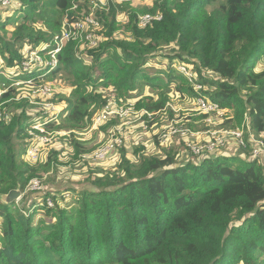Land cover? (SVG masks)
<instances>
[{
	"label": "trees",
	"instance_id": "1",
	"mask_svg": "<svg viewBox=\"0 0 264 264\" xmlns=\"http://www.w3.org/2000/svg\"><path fill=\"white\" fill-rule=\"evenodd\" d=\"M16 2L9 14L0 8V88L6 90L0 103L12 113L9 121L0 119V194L25 192L66 153L68 162L86 164L89 187L46 191L29 208L0 201V264H264V158H248L243 147L240 154L200 158L185 147L195 157L186 161L178 146L159 144L163 128L152 134L162 153L147 154L145 144L129 153L123 143L117 164L99 167L82 156L106 142L117 117L101 126L91 147L76 137L109 102L133 100L136 108L157 112L172 90L193 101L197 93L174 66L178 60L197 73L202 93L231 111L209 127L234 130L249 121L255 138H263L264 0H114L94 13L97 46L78 58L76 43L65 42L54 69L8 76L3 70L22 62L25 47L55 49L67 23L91 11L90 0ZM157 12L161 20L138 26L140 15ZM121 16H128L125 24ZM159 55L167 56L168 66L151 72L147 64ZM40 76L62 84L53 99L62 112L49 127L66 129L60 136L72 150L51 148L32 162L22 154L34 106L18 99L29 86L15 83ZM147 87L153 95L143 96ZM67 190L75 193L62 205Z\"/></svg>",
	"mask_w": 264,
	"mask_h": 264
},
{
	"label": "built area",
	"instance_id": "2",
	"mask_svg": "<svg viewBox=\"0 0 264 264\" xmlns=\"http://www.w3.org/2000/svg\"><path fill=\"white\" fill-rule=\"evenodd\" d=\"M11 1L12 0H0V8L8 7L11 4ZM113 1L114 0H90V13L83 18L67 23V28L63 35L56 40L55 49L48 51V45L40 47L28 46L29 48H26V50L23 51L24 57L22 62L16 63L17 65L11 71L15 73L17 70L32 72L33 70L54 69L58 64L57 54L61 51L65 42L76 43V55L80 58L85 49L97 46L98 41L96 39L95 29L100 26V22L94 15L96 9H105ZM161 19L162 14L160 12L155 14H142L138 18V26L144 28L154 20ZM41 51L48 52L47 54H42ZM178 69L184 74L188 82L192 84L194 91L197 93V96L194 99V110L198 115H204L203 120L208 125L213 124L215 120H221L224 114L228 113L229 109L222 108L218 103L205 95L204 92L202 93L204 86L198 80L197 73L193 71L189 65L179 64ZM9 73L11 72L7 71V74ZM51 82L52 80H46L43 76H40L36 78V80L30 78L15 83L16 86L22 84L29 86L28 91L21 93L18 99H26L34 106V109L31 110L30 124L26 129L28 137L24 145V157L28 161L38 162L41 158L44 147L53 141L52 139L54 138V135L65 133L62 129L56 130L49 127V125L56 124L59 121L62 112V106L53 101L56 92L54 91ZM4 91L6 90L0 88V98ZM3 103L4 102L0 103V119H6L9 121L12 117V113L7 108L2 109ZM128 105L130 107L123 110L122 106ZM120 107L121 111L119 110ZM173 110H176V108H173ZM139 113H141L140 109L136 108V103L133 100L123 105L117 104L116 102H109L104 106V109L100 113L95 115L93 123L94 126H98L97 128H99L100 124L104 125L111 117H118L122 120L123 124H128L130 121L137 120L135 117ZM152 113L153 115L155 114L154 112ZM141 114L150 113L145 110V112ZM153 119L154 118H152V120ZM118 125L120 124L115 125L116 127H113L111 129L112 131H109L108 138L104 144L91 153L83 155V159L88 160L91 164H98L99 162L108 159L113 152H116V150L124 143L121 133L124 129L122 125ZM207 132L210 135V139L200 141L198 139L201 132L194 131L189 125H178L176 120H172L171 123L161 131L158 136V142L159 144L166 146L171 143L173 139H176L177 142H179V139L182 138L187 141V148L195 156L202 158L210 153L222 154L227 152L228 146H231L232 141L234 140V143L238 147H243L247 150L246 156L248 158H264V137L260 139L255 138L251 131L249 121H247L242 127L234 130L214 129L208 130ZM246 132L248 133V140L245 139ZM42 183L43 178H33L28 184L24 195L26 193H31V195L42 194V189H40ZM18 202L16 203L19 204ZM47 204L52 207V200L48 199Z\"/></svg>",
	"mask_w": 264,
	"mask_h": 264
},
{
	"label": "rangeland",
	"instance_id": "3",
	"mask_svg": "<svg viewBox=\"0 0 264 264\" xmlns=\"http://www.w3.org/2000/svg\"><path fill=\"white\" fill-rule=\"evenodd\" d=\"M119 1H121V0H119ZM138 1L140 2V4H147V5H152L154 2V0H138ZM9 6H10L9 8L4 7L6 9H2L4 14L5 13L9 14L8 12L15 11V8H17L16 0H12L11 4ZM121 20H122L121 23L125 24L128 21V16H121ZM121 32H124V29H121ZM127 34L120 33L118 35L119 36H127ZM96 39L98 41L97 35H96ZM29 47L28 46L25 47L23 51H25L26 48L28 49ZM168 63H169V59L167 58V56L159 55V56L151 59V61L147 64V68L151 72L152 71L157 72L158 70L167 68ZM179 63L180 62L178 60H175L173 62L175 67H177L179 65ZM260 63H261V65H259V68L263 69L264 68V60H261ZM3 73L7 74V71L3 70ZM13 74L14 73L11 71V73H9L8 76H12ZM51 83H52V86H53V89L55 92L57 90L61 89V87H62V84L60 83L58 78L53 80ZM153 94L154 93L152 92V90H150V88L147 87L145 90V95H143V96H148V95H153ZM190 98L191 97H189L187 94L181 96V94L176 93V92L174 93L172 90V91H170V100L166 104V107L164 109L157 111V112H154L155 113L154 115L152 112H149L150 114H141V113L145 112V109L144 110L140 109L141 113H139L135 117V118H137V120H134L132 122L130 121V123H128V124L127 123L123 124L122 120H120V118L117 117V119L119 120L118 124L122 125L123 129H124V130H122L121 133H122V137L124 140L125 147L128 149V152L131 153L133 151V148L139 144H145L148 147L147 154L162 153L163 149L159 150L157 148V146L155 145V142L153 140L152 134L156 133V131H159L163 128H166L167 125L170 124L172 120H176L178 125H180V124H184L185 126L189 125L194 131L201 132L198 140L205 141L206 139H210V135L208 134L207 131L208 130H214L216 128H211V127H209L211 125H208L207 123L204 122L203 118H201L200 115H198V113L194 110V108H195L194 107V100L192 101ZM129 101L130 100H128L127 102H129ZM114 102H116V101H114ZM127 102H122V103L116 102V103L123 105V104H126ZM167 105L172 110H173V108H176V110H173L174 113L176 114L175 116L174 115L171 116L168 113ZM129 107H130L129 105L128 106H122L123 110H126ZM31 109H34V108L31 107L30 112H31ZM103 109H104V107L101 110H99L98 112H96L94 114V117L97 113H100ZM119 110L121 111V107L119 108ZM229 113H231V111H228V113L227 114L225 113V114L228 115ZM225 114L221 120H215L214 123L216 124L217 122H219V124H220V122H223L222 120H224ZM155 115H157L158 117ZM153 116H155V117H153ZM94 117H93V120H94ZM152 118H154V119L156 118V120L154 121V123H156V125L153 126V124H150L149 127L147 128V125L152 120ZM101 125H103V124H100L99 125L100 127L97 128L98 126L97 127L94 126V123H93L89 129L77 133L76 137L80 141L82 140L81 142H86V145L88 147H91L96 142L95 138L98 135L97 132L101 129ZM120 125H118V126H120ZM115 127L116 126H114V128ZM63 132H65L66 134L69 133V132H67L66 129H64ZM65 133H64V135H65ZM60 135L61 134L54 135V138L52 139L53 141L51 140L52 142L48 143V145H46L44 147L40 159L46 157L51 148L64 149V153L72 150V146L65 143V139H63ZM72 139L73 138H71V141H72ZM75 140H73V142H75ZM186 142L187 141L182 139V138L179 139V142H177L176 139H173L171 143L167 144L166 146H164L162 148L177 149V146H178L184 155V160L187 161L190 158L193 159L195 157L192 156L189 153V150H187L185 148V147H187ZM235 147H237V146H235ZM118 150H116V152H113L108 159L99 162L98 166L99 167L115 166L117 164V162L119 161V158H120ZM66 154H63L60 156L59 162L57 163L58 165L56 167L53 166L52 170L48 173V176H46L43 179V183L41 184V188H40V189H42V194H39V195L33 194V197L36 196L37 202H42V199L44 197V193L46 191L62 192L66 188H71V189L73 188L75 190H82L84 188L89 187V184L86 181V177H87V173L85 172L86 164L83 165L82 160H74V161L68 162L70 155H66ZM22 157L25 158L23 154H22ZM31 181L32 180H30V182ZM67 191H70V192H68L66 194V197H65L66 200L63 202H60V204H62V205L71 204V201L73 199L72 193H75V191H71V190H67ZM27 197H28V195L23 197L22 200H20L18 202L19 203L18 205L22 206V207L24 206L25 208H29L32 205V202L34 200H32V197L30 195L28 198Z\"/></svg>",
	"mask_w": 264,
	"mask_h": 264
},
{
	"label": "water",
	"instance_id": "4",
	"mask_svg": "<svg viewBox=\"0 0 264 264\" xmlns=\"http://www.w3.org/2000/svg\"><path fill=\"white\" fill-rule=\"evenodd\" d=\"M24 196V192L21 190L20 187L12 189L10 192L6 194H0V201L5 204H11L14 202H18Z\"/></svg>",
	"mask_w": 264,
	"mask_h": 264
},
{
	"label": "crops",
	"instance_id": "5",
	"mask_svg": "<svg viewBox=\"0 0 264 264\" xmlns=\"http://www.w3.org/2000/svg\"><path fill=\"white\" fill-rule=\"evenodd\" d=\"M235 146H237V145L234 143V140H233L232 141V145H231L232 149H228V152L231 151L232 154H240V153H242L241 149L238 148V146L237 147H235ZM34 197H35V200H34L33 204H37L38 202L36 200V196H34Z\"/></svg>",
	"mask_w": 264,
	"mask_h": 264
}]
</instances>
